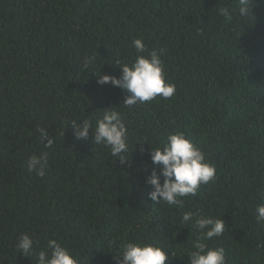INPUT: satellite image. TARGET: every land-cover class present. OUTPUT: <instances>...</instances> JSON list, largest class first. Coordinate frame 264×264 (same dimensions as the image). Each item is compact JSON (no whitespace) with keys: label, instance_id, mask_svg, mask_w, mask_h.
Returning a JSON list of instances; mask_svg holds the SVG:
<instances>
[{"label":"trees","instance_id":"1","mask_svg":"<svg viewBox=\"0 0 264 264\" xmlns=\"http://www.w3.org/2000/svg\"><path fill=\"white\" fill-rule=\"evenodd\" d=\"M237 9L238 0H0V264H37L49 239L79 264H116L129 242L188 264L202 234L182 221L186 211L224 221L223 234L203 242L223 248L226 264H264V0H249L246 16ZM154 49L172 97L125 106L129 93L97 83L120 76L117 60ZM107 109L128 129L125 161L93 142ZM73 120L91 122L87 139ZM175 133L215 167L182 207L152 202L145 183L159 173L150 148ZM31 156L44 158L43 176L28 171ZM21 234L34 241L28 257L15 248Z\"/></svg>","mask_w":264,"mask_h":264},{"label":"clouds","instance_id":"2","mask_svg":"<svg viewBox=\"0 0 264 264\" xmlns=\"http://www.w3.org/2000/svg\"><path fill=\"white\" fill-rule=\"evenodd\" d=\"M238 13L246 16L249 12V0H238ZM219 14L226 19H232L230 8L219 9ZM133 46L137 53L145 51L144 42L134 39ZM163 50H152L148 56L137 55L131 64H123L117 60L120 76L98 74V84L111 83L114 87L129 93L123 101L125 106L144 103L157 96L170 98L175 94L176 87L166 83L160 56ZM76 124L73 120L74 135L78 139H87L92 124L88 120H81ZM41 137L50 147L52 140L48 133L40 129ZM93 134V132H92ZM128 129L118 111L104 110L102 116L95 121L93 142L110 148L111 155L125 161L123 153L128 151ZM143 151V148H141ZM150 159L158 166L159 173L154 168L147 176L145 183L151 186L148 198L154 203L166 202L168 205L183 206V197L196 196L202 184H207L215 177V167L205 161L204 153L197 148L190 139L182 133L170 134L163 147L150 148ZM29 172L36 171L39 176L44 175V158L31 156L26 163ZM257 221L264 222V205L256 208ZM195 212L183 213L182 221L193 222L195 228L202 234L193 241L192 248L186 250L188 264H226L223 248L209 247L203 241L219 237L225 229L224 221L211 217L199 216ZM33 239L28 234H21L15 248L18 253L28 257L33 252ZM169 254L162 247L154 243L138 242L125 243L114 257L116 264H166ZM37 264H79L69 251L55 239H49L45 250L36 253Z\"/></svg>","mask_w":264,"mask_h":264}]
</instances>
